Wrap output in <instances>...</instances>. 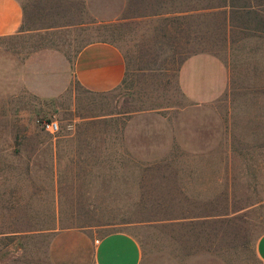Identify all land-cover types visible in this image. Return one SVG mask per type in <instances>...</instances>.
Wrapping results in <instances>:
<instances>
[{
    "label": "rangeland",
    "instance_id": "rangeland-1",
    "mask_svg": "<svg viewBox=\"0 0 264 264\" xmlns=\"http://www.w3.org/2000/svg\"><path fill=\"white\" fill-rule=\"evenodd\" d=\"M224 1L125 0L122 18L99 22L86 0H21V30L0 37V264H51L50 236L67 227L127 230L185 263L193 254L196 264H259L264 0ZM91 40L125 55L114 90L38 95L29 87L46 89L37 63L49 55L15 81L21 61L49 52L71 60ZM199 51L224 60L228 82L221 97L195 105L177 71Z\"/></svg>",
    "mask_w": 264,
    "mask_h": 264
},
{
    "label": "crops",
    "instance_id": "crops-1",
    "mask_svg": "<svg viewBox=\"0 0 264 264\" xmlns=\"http://www.w3.org/2000/svg\"><path fill=\"white\" fill-rule=\"evenodd\" d=\"M91 16L99 22L122 18L125 0H86ZM225 9L231 5L225 0ZM25 11L21 0H0V37L18 33L23 25ZM57 53V52H56ZM21 61L15 68L14 78L19 83L25 76L29 62L37 63L47 71L46 89L31 85L29 89L38 95L59 98L63 94L73 98V86L89 93H106L120 86L126 74V60L122 49L113 42L91 40L77 46L69 60L57 53L38 54ZM2 56L0 55V59ZM29 61V62H28ZM18 71L19 77L18 78ZM27 72V71H26ZM34 70H32L31 74ZM3 78H1L2 80ZM228 82V69L224 60L209 51L194 52L181 61L177 71V84L187 101L195 105L212 102L221 97ZM44 88V87H43ZM181 131V129H179ZM194 163V162H193ZM182 219L168 220L176 223ZM171 239V238H170ZM173 241V240H171ZM254 254L259 264H264V231L254 243ZM51 264H196L195 256L183 262L172 252L147 250L142 241L132 232L115 230L97 235L85 228L67 227L54 231L47 246ZM201 264H218L200 262Z\"/></svg>",
    "mask_w": 264,
    "mask_h": 264
},
{
    "label": "built area",
    "instance_id": "built-area-1",
    "mask_svg": "<svg viewBox=\"0 0 264 264\" xmlns=\"http://www.w3.org/2000/svg\"><path fill=\"white\" fill-rule=\"evenodd\" d=\"M37 123L46 131L54 133L58 130V125L56 121H47L42 119H37Z\"/></svg>",
    "mask_w": 264,
    "mask_h": 264
},
{
    "label": "trees",
    "instance_id": "trees-1",
    "mask_svg": "<svg viewBox=\"0 0 264 264\" xmlns=\"http://www.w3.org/2000/svg\"><path fill=\"white\" fill-rule=\"evenodd\" d=\"M233 7V6H232Z\"/></svg>",
    "mask_w": 264,
    "mask_h": 264
}]
</instances>
